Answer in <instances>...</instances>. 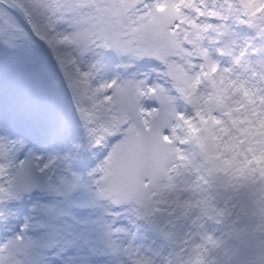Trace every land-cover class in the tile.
I'll use <instances>...</instances> for the list:
<instances>
[{
	"label": "rangeland",
	"instance_id": "1",
	"mask_svg": "<svg viewBox=\"0 0 264 264\" xmlns=\"http://www.w3.org/2000/svg\"><path fill=\"white\" fill-rule=\"evenodd\" d=\"M36 1L39 4L36 8L41 10L42 16L38 20L33 15L32 8L22 11V3L27 1L0 0V57L9 52L15 55L14 67L10 63L0 61V102H2L0 108V162L11 163L10 167L13 170L9 186L11 197L23 198L24 193L33 187L41 188L47 193L63 190L61 187L64 182L61 177L64 175L65 178H68L65 176L64 169L71 171L73 169L59 168L62 158L64 157L63 159L72 164V158L83 157L84 150L90 148L91 142L98 141L92 125L93 114L100 115L102 132H105L106 129L111 131L109 120L117 122V118L111 113L108 106L112 100L111 89L113 87L108 92L106 97L108 100L105 102L91 104L93 100L88 103L86 100L88 87L91 84L88 74H91L92 68L104 65L105 56H115V53L121 54L125 50H130L131 55L126 63L135 61L141 56L149 57L147 54L158 59L169 57L179 61L180 59L173 58L178 51L173 54L172 50L176 47L185 49L180 42L181 36L171 31L170 25L176 24V21L168 24L170 40L167 43H161L155 38H146V34L140 31L136 25H133L132 28L121 25L120 18L126 12L128 5L133 3V0H74L84 11L93 10L91 16L83 18V22L91 29L89 44L94 50L87 51L75 44L73 38L68 35L71 29H68L63 20L59 18V13L66 0ZM167 1L169 0H161L160 4L164 5ZM251 1L245 3V5H250V7H245L246 9L242 5L243 0L171 1L175 2L170 7L171 11H175L177 19L183 22L181 27L191 28L185 29L183 36L188 38L194 46L200 47L201 51H198V54L203 56V61L209 62L213 74L217 72L220 65H217L214 58L212 61L209 51L202 50L201 44L205 48L211 46L214 48L213 41H221L219 48L228 53L227 58L229 59L227 64L222 65L228 67L229 64L232 65V62L237 65V68L232 65L234 71L228 77H221L218 81L221 83V89L217 95V101L227 107L226 115L230 117L233 126L240 132L241 144L248 146L247 151L241 150L240 152L248 168L237 173L236 179L229 185L230 190L233 187L238 188L234 194L229 195V192L225 189L223 191V188L204 193L199 188L193 187L190 190V195L182 196L176 202L154 204L151 201H141L143 209L147 211L145 215H148L145 219L153 225V227L149 225V229L154 233V235L145 238V243H141L146 246L148 254L144 258H151L148 264H194L196 260H199V264H217V261L226 252H224L223 220L219 225L215 220L227 214L225 213L226 205H223L226 197H231L230 203L233 201L239 203L247 198L250 202H244L242 205L252 208L256 217H264V208L261 206H264V150L261 151V149L260 154L256 155L255 148V144H264V140L254 139L257 134H264V118L257 120L258 116L264 114V51L260 52L259 58L254 60L248 59L247 55L249 51H252L253 44L259 46L264 43V37L258 41L259 35L264 34V31L262 33V31L257 32L253 29L264 28V23L259 22L264 18V10L261 8L264 5V0ZM8 6L12 7V10H9ZM183 9H186V12ZM150 10L154 11L145 0H138L136 3V16L141 17L142 20ZM163 12H165V8L159 15L166 16ZM211 13L221 16L223 19L229 17L230 22L211 24L205 18L198 22L194 20L198 15ZM242 13L243 17L246 15V18L241 19ZM257 13L258 15H256ZM48 21L54 24L53 31L47 28ZM235 23L244 27L245 30L243 32L236 30L233 26ZM175 28L178 32V25ZM229 31L231 37L228 35ZM96 33L107 37L116 46L115 53L113 51L106 53L102 48L94 46L96 43L100 45L104 42ZM50 35H54L53 39L49 38ZM60 40L67 43L66 49L59 48ZM93 40L95 43L91 42ZM15 46H18L19 49L15 50ZM95 53H102V59ZM190 57L185 56L184 59L187 62L189 60V64H193ZM203 61L195 62L193 65L199 67ZM68 66L71 67L72 72L68 70ZM213 67L215 71H212ZM93 74L96 76L95 73ZM178 74L179 76L183 74L181 82L186 90L184 95L191 96L199 81H192L185 73ZM121 88L125 92L132 89L123 85ZM95 92H99L97 87ZM88 95L91 94L88 93ZM123 99L126 102L127 95H124ZM9 103L12 104V107H6V104ZM73 105L76 108H73ZM28 110H32L37 117L43 119H46L45 113H50L53 116V121H57L58 127L68 128L70 131L67 134L75 135V141L70 142L69 139H63L65 142H67L66 140L70 142L67 145L68 153L63 154V157L49 155L41 173H39L40 168L38 170L31 165L29 160L31 156L25 148L27 145L16 147L17 138L12 136L4 125L7 118H18V115L19 118H22L23 111ZM202 118L204 121L208 120L206 116ZM214 120L215 122L219 121L218 118ZM9 139H11L12 146L7 144ZM79 141L81 143L77 144ZM87 142L89 143L88 147L85 146ZM168 142H171V137ZM122 145H118L116 150L120 149ZM114 157L115 155L111 154L107 161L101 193L113 200L128 201L130 194L114 190V184H117L116 188H118V177L113 176L114 172L116 173ZM21 161H25L26 170L21 166ZM252 164L260 167L253 169L251 168ZM256 171L260 173L259 178L255 175ZM51 172L55 173L54 177L49 175ZM25 174L29 175L31 179H25ZM75 180H82L87 185V177L75 178ZM173 180L179 186H187L191 183L186 175H177ZM243 193L245 195H242ZM119 195L123 200L118 199ZM132 202L124 203L120 211L122 215L126 216L124 211L130 210ZM126 205H129V208ZM222 205L224 211H222ZM236 206L239 208V205ZM227 208L231 210L229 206ZM154 210H156V214L151 213ZM84 219L80 218V220ZM85 223L86 226L91 225L94 228L96 223L100 224L101 222L87 219ZM59 224L60 221L56 220L55 225ZM107 227L105 226V228ZM67 230L69 231L59 236L60 244L63 240L67 241L66 243L73 241L69 238L71 228L68 227ZM109 230L115 236L117 234L115 231L118 232L119 228L113 229L110 225ZM80 235L81 231L77 230L75 237ZM216 239L220 245L214 243ZM105 243L107 245V241ZM118 243L120 244L118 240L117 243H111L108 246L109 249L118 250ZM45 244H49L48 238L42 236L30 246L37 248ZM201 250L204 251L205 256L200 255ZM13 251H17V247H14ZM3 262L2 257L0 264Z\"/></svg>",
	"mask_w": 264,
	"mask_h": 264
},
{
	"label": "clouds",
	"instance_id": "2",
	"mask_svg": "<svg viewBox=\"0 0 264 264\" xmlns=\"http://www.w3.org/2000/svg\"><path fill=\"white\" fill-rule=\"evenodd\" d=\"M137 2L133 0L121 16L119 23L124 27H140L143 22L136 16ZM92 11L86 12L74 0H66L59 13V18L71 29L68 35L87 51L94 50L89 44L91 29L83 18L91 16ZM91 42L95 43L94 40ZM106 46L107 42L97 45L100 48ZM252 51L256 54L264 51V43L253 44ZM95 54L102 59V53ZM233 71L231 64L228 67L220 65L213 74L207 60L199 67L192 65L188 68V76L199 84L191 96L177 91L170 77L160 73L153 76L151 70L127 75L116 73L110 78L115 86L111 89L112 100L108 106L117 122L109 120V135L116 137L113 148L123 141L114 157L115 171L119 190L130 194V200L105 198L99 208L101 214L110 211L113 205L133 200L154 204L176 202L182 196L190 195L193 187L204 193L220 188L230 190L229 185L237 173L248 168L240 155L248 146L241 144L240 132L226 115L227 107L217 101L221 89L218 81ZM127 81H135L136 86L125 92L121 86ZM124 95L128 97L126 102ZM162 97H167V103H161ZM204 116L208 117L207 121L202 119ZM262 118L264 114L257 120ZM164 136L171 137V142L164 141ZM254 139L264 140V134H257ZM93 147L97 145L93 144ZM255 148L259 155L264 144L257 143ZM259 167L251 165L253 169ZM177 175H186L191 183L176 185L173 178ZM255 175L259 178V171ZM230 201L231 197L224 200L231 209L226 207L227 214L223 219L227 253L217 264H264V217H256L252 208L246 205L238 208Z\"/></svg>",
	"mask_w": 264,
	"mask_h": 264
},
{
	"label": "snow or ice",
	"instance_id": "3",
	"mask_svg": "<svg viewBox=\"0 0 264 264\" xmlns=\"http://www.w3.org/2000/svg\"><path fill=\"white\" fill-rule=\"evenodd\" d=\"M164 7L165 5L157 3L155 10H150L149 13H147L146 17L143 18V22L139 27L140 31L146 34V38H155L161 43H167L170 40L168 34V24L170 23V20L167 16L159 15V13L163 11ZM245 7H250V5L246 4ZM261 7L264 8V5H262ZM212 71H215L214 67L212 68ZM212 119L214 120L215 118L213 117ZM216 122L218 123L219 121ZM145 123H147V121H145ZM195 130L196 129H193V131ZM163 140L168 141L169 137L164 136ZM20 163L23 167L25 161H21ZM25 179H31V177L25 174ZM19 239H23V237H20Z\"/></svg>",
	"mask_w": 264,
	"mask_h": 264
},
{
	"label": "bare ground",
	"instance_id": "4",
	"mask_svg": "<svg viewBox=\"0 0 264 264\" xmlns=\"http://www.w3.org/2000/svg\"><path fill=\"white\" fill-rule=\"evenodd\" d=\"M107 82H108V84H109V86H111L112 84L107 80ZM92 96H94V95H92ZM50 130H55V128L52 126V128H49Z\"/></svg>",
	"mask_w": 264,
	"mask_h": 264
}]
</instances>
